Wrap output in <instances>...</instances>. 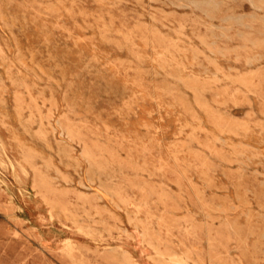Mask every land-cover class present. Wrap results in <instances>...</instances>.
<instances>
[{"label": "rangeland", "instance_id": "obj_1", "mask_svg": "<svg viewBox=\"0 0 264 264\" xmlns=\"http://www.w3.org/2000/svg\"><path fill=\"white\" fill-rule=\"evenodd\" d=\"M0 264H264V0H0Z\"/></svg>", "mask_w": 264, "mask_h": 264}]
</instances>
